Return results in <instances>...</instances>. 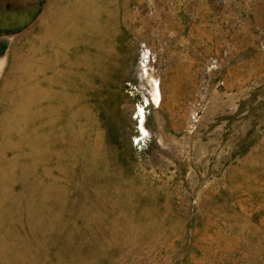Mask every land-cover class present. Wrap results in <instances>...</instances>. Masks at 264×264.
I'll return each instance as SVG.
<instances>
[{
	"label": "rangeland",
	"instance_id": "374dc122",
	"mask_svg": "<svg viewBox=\"0 0 264 264\" xmlns=\"http://www.w3.org/2000/svg\"><path fill=\"white\" fill-rule=\"evenodd\" d=\"M0 264H264V0H0Z\"/></svg>",
	"mask_w": 264,
	"mask_h": 264
},
{
	"label": "bare ground",
	"instance_id": "6f19581e",
	"mask_svg": "<svg viewBox=\"0 0 264 264\" xmlns=\"http://www.w3.org/2000/svg\"><path fill=\"white\" fill-rule=\"evenodd\" d=\"M60 32V31H59ZM58 35V34H57ZM57 37V36H56ZM79 102V101H78ZM39 203V202H38ZM65 205V204H64ZM34 225V224H33Z\"/></svg>",
	"mask_w": 264,
	"mask_h": 264
}]
</instances>
